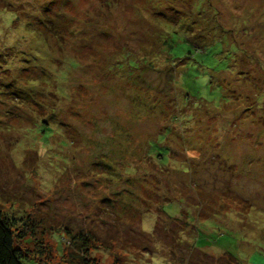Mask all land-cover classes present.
I'll return each mask as SVG.
<instances>
[{
  "label": "rangeland",
  "instance_id": "1",
  "mask_svg": "<svg viewBox=\"0 0 264 264\" xmlns=\"http://www.w3.org/2000/svg\"><path fill=\"white\" fill-rule=\"evenodd\" d=\"M0 213L23 264H264V0H0Z\"/></svg>",
  "mask_w": 264,
  "mask_h": 264
},
{
  "label": "trees",
  "instance_id": "2",
  "mask_svg": "<svg viewBox=\"0 0 264 264\" xmlns=\"http://www.w3.org/2000/svg\"><path fill=\"white\" fill-rule=\"evenodd\" d=\"M13 226L14 223L0 213V264H23V261L26 260L25 256L22 255L19 252L18 248H16V246L14 245L15 238H14ZM187 247L192 248L194 246L190 245ZM82 249L83 251H86L85 248ZM76 262L77 263L79 262L80 264H87L86 258L84 256L77 258ZM186 264H197V263L194 261ZM201 264H206V263L204 261Z\"/></svg>",
  "mask_w": 264,
  "mask_h": 264
}]
</instances>
